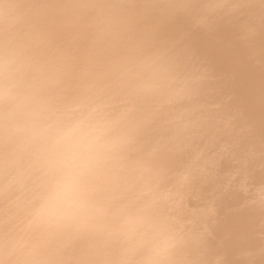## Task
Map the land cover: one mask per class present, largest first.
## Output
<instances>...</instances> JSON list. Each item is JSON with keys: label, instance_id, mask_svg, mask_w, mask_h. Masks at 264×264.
Instances as JSON below:
<instances>
[{"label": "clouds", "instance_id": "1", "mask_svg": "<svg viewBox=\"0 0 264 264\" xmlns=\"http://www.w3.org/2000/svg\"><path fill=\"white\" fill-rule=\"evenodd\" d=\"M0 264H264V0H0Z\"/></svg>", "mask_w": 264, "mask_h": 264}]
</instances>
